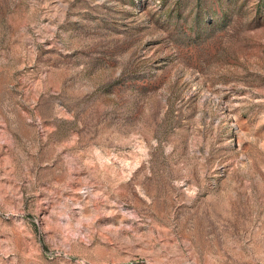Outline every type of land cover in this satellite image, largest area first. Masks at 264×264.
<instances>
[{"label":"rangeland","instance_id":"1","mask_svg":"<svg viewBox=\"0 0 264 264\" xmlns=\"http://www.w3.org/2000/svg\"><path fill=\"white\" fill-rule=\"evenodd\" d=\"M0 264H264V0H0Z\"/></svg>","mask_w":264,"mask_h":264}]
</instances>
